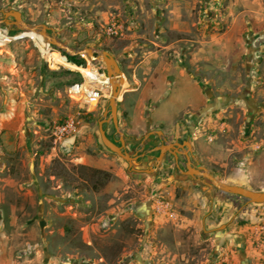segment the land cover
Masks as SVG:
<instances>
[{"label":"rangeland","instance_id":"1","mask_svg":"<svg viewBox=\"0 0 264 264\" xmlns=\"http://www.w3.org/2000/svg\"><path fill=\"white\" fill-rule=\"evenodd\" d=\"M10 9L70 49L115 57L128 152L154 166L166 141H187L180 165L199 163L227 184L264 185V0H0V17ZM0 26L18 35L0 42V264H223L221 231L247 200L217 189L221 214L206 222L211 205L200 186L192 188L198 200L158 188L176 171L160 169L164 157L159 182L134 175L100 140L111 88L97 101L68 95L83 67L106 75L102 57ZM68 117L81 123L55 143L54 126ZM104 129L119 141L112 121ZM152 196L145 220L136 208Z\"/></svg>","mask_w":264,"mask_h":264},{"label":"crops","instance_id":"2","mask_svg":"<svg viewBox=\"0 0 264 264\" xmlns=\"http://www.w3.org/2000/svg\"><path fill=\"white\" fill-rule=\"evenodd\" d=\"M158 139H162V136L158 135ZM176 142L178 141L175 139L172 141H166L165 144H172ZM128 144L131 145L132 142L130 141ZM187 149V147H177V149L165 151L164 161L162 164L163 166H161L160 169L168 171V168L171 167L173 170L176 169V171L173 172L171 177H166L168 175L167 174L158 184V188L171 191H174V188H179L182 194L187 196L193 195V197L198 200L201 195L200 193L194 192L192 188L194 184L200 186L203 189V194L208 197L211 205L209 211L203 215V217H207L206 222H213L221 214L218 212V206L224 201V199H222L221 195L217 193V188L203 182V180L205 182H209V180L199 174L189 173L188 163L184 166L178 163L179 154L185 155L184 151ZM167 157H171L173 159L172 165L166 164ZM137 159L133 161V165H130L132 173L138 176H143L144 174L151 175L153 177L157 176L156 178L159 182V166L156 168L155 173H149L148 171L150 168L155 167V165L150 166L147 159H141L138 162ZM192 166L197 168L195 163H193ZM34 179L35 176H32L29 183L33 184ZM255 190H264V185H261L260 188ZM30 194L34 195L32 191H30ZM156 201V197L152 196L151 198H147L141 207L138 206L136 208L138 213L143 216L145 220L149 218L150 215H153ZM226 206V204L223 206L224 210L226 209ZM243 207L247 209L246 212L242 211L241 213L236 214L233 219H231V222L227 223L226 228L221 231V235H223V238L220 239L221 252H219V254L222 257L221 261H223V264H229V258L232 256L231 261L235 259L241 264H264V203L251 204L247 202L241 205L242 209ZM201 211L202 209L195 210V212L198 213ZM163 216L165 215L159 214V219ZM224 238L229 240L227 246L225 247L223 246ZM230 252L232 253L231 256L229 255ZM219 264L222 263L220 262Z\"/></svg>","mask_w":264,"mask_h":264},{"label":"water","instance_id":"3","mask_svg":"<svg viewBox=\"0 0 264 264\" xmlns=\"http://www.w3.org/2000/svg\"><path fill=\"white\" fill-rule=\"evenodd\" d=\"M1 23H5L6 25H9V26H15L20 31H25L28 29H35L39 33H41L43 36L46 37L47 42H49V43L55 45L56 47L64 50L65 52L69 53L70 55L79 54V53H75L73 49H70L68 46H66L63 43H61L60 41H58L52 29H51L52 33L49 34L48 33L49 28L46 25H44V24H42V25H30L27 22H25L22 18L21 12L18 10L10 9L7 11H3V16L0 17V24ZM79 51H83L93 61H96V58L101 56L102 61L105 63L106 76L111 81L110 82L111 83V93H110V96L108 99L109 111L105 112L104 117L98 121V132H99L100 140H101L102 144L107 149H109L113 153L117 154L119 157L126 160L129 165H133V161H135L138 158V156L135 154H131L130 152H128L125 149V139H124L123 133L119 130L118 120H117V111H118V99L117 98L119 95L121 84L125 80V76L121 71L119 63L117 62L115 57L113 55H111V53H109L108 51L96 52L91 48H84V49L79 50ZM116 76H119L118 82L114 81ZM109 121L113 122V124L116 128V131L119 134V141L112 140L108 137V135L104 129V124L109 122ZM184 145H186V146H184ZM177 147H181V148L187 147L188 148L187 150H191V144L187 141H185L184 143L176 142V143H172V144L171 143L163 144L159 147L160 152H159V156L156 159L157 161H156L155 167H151L150 170H152V171L156 170V168L158 167V163L164 157L165 151L170 150V149H177ZM186 156H188V155H186ZM192 164L193 163H190L188 160L189 173L199 174V175L203 176L205 179L209 180V182H210V183L205 182L203 180L204 183H206L212 187H215V188H217V189H219L225 193L240 196V197L246 199L248 203H251V204L252 203H254V204L264 203V190H255V189L244 187L241 185L224 183V182L218 180L217 178H215L213 176V174H211L207 170V168L199 165V163H196L197 168H194L192 166ZM191 171H193V172H191Z\"/></svg>","mask_w":264,"mask_h":264},{"label":"built area","instance_id":"4","mask_svg":"<svg viewBox=\"0 0 264 264\" xmlns=\"http://www.w3.org/2000/svg\"><path fill=\"white\" fill-rule=\"evenodd\" d=\"M18 35L10 33L7 27L0 26V42L3 41V44L12 39H16ZM53 52L50 48L49 44L44 43L41 46V53L45 57V60L48 63H52L49 58V53ZM67 60V57H63ZM82 67V66H81ZM88 67V66H87ZM83 67V68H87ZM92 72L96 73L98 76H102L105 78V74H100L95 68L92 66ZM81 72V71H80ZM82 73V80L73 82L68 87V95L73 98H79L81 100H101L104 96V93L108 90V83H100L97 79L92 78V73L85 74ZM81 121L74 117H68L60 123L56 124L53 129V139L55 143H61L68 139L72 134H74L77 130L78 125H80ZM161 201L159 200V203ZM159 211H161L159 209Z\"/></svg>","mask_w":264,"mask_h":264},{"label":"bare ground","instance_id":"5","mask_svg":"<svg viewBox=\"0 0 264 264\" xmlns=\"http://www.w3.org/2000/svg\"><path fill=\"white\" fill-rule=\"evenodd\" d=\"M25 33H31V34H38V35H40V36H42L45 40H46V37L45 36H43L41 33H39L37 30H35V29H28V30H25L24 31ZM74 52L75 53H81V54H84L85 55V53L83 52V51H75L74 50ZM72 64V63H71ZM75 65V64H74ZM77 68H75V69H77V70H79V68H80V66H77V65H75ZM82 68V67H81ZM82 69H84V71H81V70H79V71H81V72H83V73H85V74H90V72L92 73V78H95V79H97L100 83H108L109 84V89L111 88V81H110V79L107 77V76H105V78L104 77H102V76H98L96 73H94V72H92L91 70H92V67H90V64L88 65V67L87 68H82ZM117 77H119V76H117ZM115 82H118V80L116 81V78H115V80H114ZM125 82V80L123 81V83ZM123 83L121 84V87H122V85H123ZM120 93H121V91H119V95H118V100H119V98H120ZM191 172H193V171H191Z\"/></svg>","mask_w":264,"mask_h":264},{"label":"trees","instance_id":"6","mask_svg":"<svg viewBox=\"0 0 264 264\" xmlns=\"http://www.w3.org/2000/svg\"><path fill=\"white\" fill-rule=\"evenodd\" d=\"M67 56H68V60L71 61V62H74V63H76L78 65L85 64V60L83 58H78L77 56H69V55H67ZM108 137L111 139L110 136H108Z\"/></svg>","mask_w":264,"mask_h":264},{"label":"flooded vegetation","instance_id":"7","mask_svg":"<svg viewBox=\"0 0 264 264\" xmlns=\"http://www.w3.org/2000/svg\"><path fill=\"white\" fill-rule=\"evenodd\" d=\"M159 152H160V151H159ZM188 154L191 155V152H189ZM184 156H185V155L179 154V159H180V157H184ZM141 159H143V158L139 157V158L137 159V162H138L139 160H141ZM179 159H178V163H179ZM185 169H187V168H185Z\"/></svg>","mask_w":264,"mask_h":264}]
</instances>
